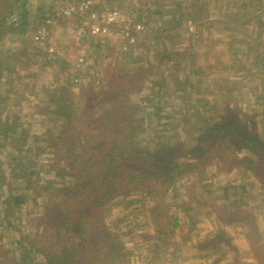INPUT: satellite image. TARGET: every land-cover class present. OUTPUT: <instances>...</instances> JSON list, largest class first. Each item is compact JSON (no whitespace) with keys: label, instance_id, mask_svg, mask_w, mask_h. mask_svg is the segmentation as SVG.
Masks as SVG:
<instances>
[{"label":"trees","instance_id":"1","mask_svg":"<svg viewBox=\"0 0 264 264\" xmlns=\"http://www.w3.org/2000/svg\"><path fill=\"white\" fill-rule=\"evenodd\" d=\"M160 1L165 0L155 3ZM191 1L193 5L187 3L183 10L177 9L171 28L187 32L183 27L191 21L199 30V35H193L196 41L206 27L240 32L242 37L231 40L230 46L247 42L246 54L253 55L255 71L243 72V78L258 81L252 89L255 105L251 109L232 105L237 84L228 81L229 75L214 98L196 96L188 75L202 83L209 68L217 71L236 66L226 62L195 65L191 53L194 46L190 44L183 55L182 50H167L171 53L165 54L157 67L147 57L140 60L121 51L124 64L115 72L105 73L98 86L82 84L78 93L72 91L75 80L80 82L77 74L73 81L67 78L65 84L43 88L37 111L40 132L21 125L17 117L0 121V147L5 149V164L12 173L10 179L0 162V215L7 221L6 233L18 234L0 246V264H130L132 252L125 238L135 234L129 228L131 223H125L128 215L111 223L108 219L114 207L133 198L151 203L149 222L155 231L148 244L155 252L178 230V213L189 214L187 221L196 224L200 222L197 215L203 212L207 219L216 218L246 230L253 251L264 264V244L260 245L264 239L254 215L256 210L264 212V40L247 30L256 24L260 35L264 34V0H234L231 6L218 9L219 15L213 20H209L208 0ZM252 9L255 13L250 14ZM161 17L158 12L153 16L157 22ZM21 19L24 25H8L7 17L1 16L0 39L17 31H35L47 17L32 27L25 16ZM102 42L98 39L97 45L102 46ZM155 68L159 79L154 80ZM170 72H182L186 77L172 86L168 82ZM144 91L149 95L142 105L138 97ZM43 156L48 158L47 164L39 163ZM210 168L217 171L211 177L237 170L247 172L259 190L248 196L254 205L241 203L245 185L242 192L235 186L222 189L226 201L230 199L229 189H233V196H239L226 209L216 210L211 199L201 201L199 186L212 192ZM34 177L46 192L42 211L28 219L32 231L25 233L18 213L27 201L36 202L28 192ZM186 178L193 183L181 193L178 184ZM21 182L23 188L14 186ZM183 195L185 199H181ZM200 243L218 256L214 264L223 260L225 248L231 245L221 229Z\"/></svg>","mask_w":264,"mask_h":264},{"label":"rangeland","instance_id":"2","mask_svg":"<svg viewBox=\"0 0 264 264\" xmlns=\"http://www.w3.org/2000/svg\"><path fill=\"white\" fill-rule=\"evenodd\" d=\"M15 0H0V17L4 16L7 17L8 22L7 24L13 23V22H19L21 19H19V12H23L21 10V6H14L12 9V12L10 13V8L12 7V3ZM20 3H22L24 0H19ZM22 1V2H21ZM94 2L95 6L99 10H119L124 13H127L131 15L134 20H144L147 22L149 27L147 28V34L143 36L140 41L136 43V45L132 46V48H129L128 50L124 51L122 49V41L117 42L118 40L114 41L113 37H110V41L105 42L102 44V46L97 45L98 40H93V43L89 42L88 45H86V57L87 61L83 63V66H80V70L77 69L74 70V68L67 69L64 67H60V70L62 73L59 75L55 71H58V64H55V67L49 68L47 74L44 77V79H51L53 78V73H56V78H58V82L55 84L59 86L60 84H65L67 82V78L73 81V76L76 74L79 76L80 82H75V85L72 87V91L75 93H78L81 85L86 83H94L93 85L100 84V81L103 79V75L107 72H115L117 67L124 64V60L122 59V56L120 55L121 51L130 53L131 55L137 56L140 60H143L144 57H147L150 64L152 66L157 67V62L161 60H165L164 55L168 53H175L179 50H182V55L184 51L191 47L190 45H193V49L191 50V53L194 54V64L195 65H215L217 63H227L229 66H236L235 69H223L218 68L217 71L214 69L206 70L204 73V77L202 79V83L199 81H196L198 77H190L191 80H193L196 90V96L198 97H206V98H214L217 94H220L222 90L219 89V86L224 85V80L226 79L227 75L229 77L227 78L228 81L236 85V90L234 91V97L235 102L232 105L237 104L242 109H251L252 106L255 105V96L252 93V89L256 87L258 81H249L243 78V72L249 74L252 73V70H254L253 64H251L253 60V55L250 56L246 54V47L247 42L241 41L240 43H235L233 46H230L231 40L239 41V37H242L241 33L236 31H227L226 28L222 29L221 31H217L214 28L206 27L204 29V34H202L199 41H196L197 36L193 37L194 32L187 33L184 30H181V28L173 29L171 28V18L172 16L178 11L177 9L182 8L187 5L188 3H193L191 0H165L164 2L155 3L156 0H91ZM209 3V14L212 18H216L219 15L218 9H224V7L231 6L235 3L234 0H208ZM17 2V0H16ZM15 2V3H16ZM60 0H31L28 8H26V16H27V22L32 27V23H35V25H39L41 23V20L43 18L48 17L49 10L51 9L50 6L58 5ZM155 3V4H154ZM24 3H22L23 5ZM58 7V6H56ZM264 8V4L261 6ZM56 9V8H54ZM8 12V13H7ZM155 12L161 14L162 17H164V20H159V22L155 21L153 16L155 15ZM250 14L255 13V9L250 10ZM22 16V15H21ZM166 20V22H165ZM261 20L264 21V18L261 17ZM62 21V20H61ZM137 21V22H140ZM254 21V20H252ZM43 22V21H42ZM257 22V21H254ZM60 23V21H58ZM64 23V22H63ZM143 23V22H141ZM57 24V23H56ZM65 24V23H64ZM144 24V23H143ZM190 24V23H189ZM145 25V24H144ZM71 26V25H69ZM146 26V25H145ZM190 26V25H189ZM62 29H67V26L60 27ZM184 28V27H183ZM189 29V28H188ZM193 29L195 30V25H193ZM221 28H219L220 30ZM248 32L259 37L260 40H264V34L260 35V28L256 24H251L247 28ZM224 34H220V33ZM65 40H63V46L68 45L70 40V35L66 33L65 34ZM160 38V39H157ZM57 40V38H55ZM112 42V44H110ZM62 43V42H61ZM150 44V45H149ZM190 44V45H189ZM119 45V46H118ZM149 45V46H148ZM254 46V44H252ZM82 47L84 45H81ZM167 50H171V52H168ZM166 53H165V52ZM181 55V56H182ZM235 55V57H234ZM41 56L39 55V59ZM81 58V57H80ZM234 58V60H233ZM180 58H178L179 60ZM238 59L237 61H235ZM41 66L45 65H52L51 62L41 60L40 61ZM175 63V62H174ZM234 63V64H233ZM172 64V62L170 63ZM54 65V64H53ZM157 68L154 69V80L159 79V76L156 74ZM67 70V71H66ZM44 71V70H43ZM74 71V72H73ZM211 71V72H210ZM77 72V73H76ZM172 73L171 77L168 79L169 84L172 86H177V83L179 81H182L185 79V75L181 73ZM169 74V73H166ZM54 79V78H53ZM56 81V80H55ZM226 80V82H228ZM49 82V81H48ZM198 87V88H197ZM176 90V89H174ZM149 92L144 91L141 93V95L138 97V99L141 102L142 105H145L144 101L145 98L148 97ZM225 102V101H224ZM263 109H264V103H263ZM168 109H170L168 107ZM248 113H253L251 110L248 111ZM26 115V114H25ZM25 119V125L28 127H31L32 131L37 133L40 132L41 126L40 121L35 120L34 118L24 117ZM148 134V133H147ZM6 158V157H5ZM48 158L46 156L41 157V161L39 162L42 164L44 161V164ZM3 161V166L5 169L7 168V175L11 179L12 173L9 171L8 166L5 164V159L0 158V162ZM4 170V169H2ZM217 171L215 168L209 169V177L212 185V192H208L204 189H201L199 186V190H197V195L199 196V199L201 201H209V199L213 200L210 202L216 210L219 209H226L225 207H230L229 202L238 200V197L233 196V189H229L231 195L230 199L226 201L224 199V193L223 188L224 187H231L235 186L238 189V192L241 191L242 185L247 186L245 193H241L242 201L241 203H248V207H252L254 205L251 204V199L248 197L249 195H255V193H258V188L256 183H252V179H249L248 173L241 170V171H235L229 175H225L223 173H217L216 176L211 177L215 175ZM38 178V177H37ZM36 178L34 177L32 184H30L28 192L30 195H32L36 202H31V200L27 201L26 205L22 208L20 211L19 216L23 219L24 227L22 228V231L25 233H29L32 231L33 226H28L27 223L29 222L28 219H30L32 216H35L37 213L42 211L43 208V202L45 197V190L39 188L40 186L36 183ZM193 183V179L186 178L181 183L178 184V188L180 189L181 193H186L187 187ZM24 183H19L17 185L18 189L23 188ZM43 192L44 196L41 194ZM240 196V200H241ZM262 198V197H261ZM185 199L184 195L183 198ZM239 200V201H240ZM262 202V199H260ZM141 200L139 198H133L131 199V202L128 204L121 203L120 205H117L112 209L111 217L108 219L109 223L112 221H116L119 219V217H123L125 215H128V219H126L125 223H131L129 225V228H133L132 232L135 234L134 236H128L125 238V244L128 249L131 250V261L130 264H205V261H200L193 259L192 256L195 255V253H198V256H204L206 253H213L210 251V248L206 245H202L200 247V242L205 239H207V236L209 233H207L209 230L212 229L211 225V219H207L206 216L203 215V212H199L200 214L197 215V218H200V222H197L196 230L192 231L190 228H184V232L189 231L187 234H185L184 237H181L179 234V230L175 232V235L169 238L168 242L163 245L162 249H159V251L153 250L152 247H150V244H148L149 236L153 235V226L151 225V222H149V217L151 216L148 214L151 208V203L148 202V200H145L140 202ZM134 202V203H133ZM39 205V206H38ZM197 207L196 209H199L200 206L195 205ZM247 208V207H246ZM149 210V211H148ZM228 211V209H227ZM256 210V214H257ZM2 210H0L1 214ZM146 213V214H145ZM188 214L186 217H189ZM190 218V217H189ZM188 219V218H187ZM257 220L259 221L260 225V232L264 234V212L263 214H258ZM186 221V220H185ZM195 223V222H193ZM7 224V221L4 219L3 215H0V233H3L4 235H0V246L1 245H7L11 242V240L17 236V233H14L12 231H9L6 233L5 225ZM126 227L125 229H127ZM240 231V229H239ZM237 231V232H239ZM236 232V233H237ZM20 235V234H19ZM242 234L238 235L235 240H231V245L227 246L225 249L228 250V253H233V250L236 249V251L239 252V250L243 253L246 250H248L246 246L243 243L244 239H241ZM230 237V236H228ZM263 237V236H262ZM194 238V239H193ZM178 239V240H177ZM192 239V241H191ZM264 239V237H263ZM175 241H180V243L184 242V248L185 251L181 252V254H178L176 256L174 254L177 252L175 247L172 243ZM197 243V248L195 250L191 249L192 243ZM196 243H194V246L196 247ZM264 244V240L260 241V245ZM237 246V247H236ZM240 246V247H239ZM233 247V248H232ZM152 250V251H151ZM199 251V252H198ZM247 256V255H246ZM231 257H233V254H231ZM245 255L242 256L244 258ZM247 261L244 264H255L251 262V256H247ZM202 260V259H201ZM215 261H211L207 264H213ZM223 264V263H221ZM225 264V263H224Z\"/></svg>","mask_w":264,"mask_h":264},{"label":"crops","instance_id":"3","mask_svg":"<svg viewBox=\"0 0 264 264\" xmlns=\"http://www.w3.org/2000/svg\"><path fill=\"white\" fill-rule=\"evenodd\" d=\"M15 2L16 0L13 1L12 3L13 5L9 10L10 13L12 12V9L15 5L18 7L21 6V10H23V12L18 13L19 19H21V15H22L25 16L26 17L25 20H27V16L25 13L27 12L26 8H28L31 0H24L23 2L21 1L22 3H24L23 5L22 3H20L19 0H17L16 3ZM60 4L61 3L59 2L58 5L50 6L51 9L49 10V14L47 18L52 17V12H54L55 10L54 8L58 9ZM185 4L187 3L185 2ZM193 4L194 2L190 3V5ZM213 19L215 18H212L210 15L209 20H213ZM159 20H164V17H161ZM58 21H60V23H58ZM58 21L56 22L57 24L55 23V25L51 29V34L47 41L48 47H53L55 49V54L53 55L48 52L47 47H39L33 42L32 34L34 31H32L31 29H29L25 33L23 32L21 33L20 31L16 30L17 32H14V34L1 37L0 39V121L10 117L12 118V120H14V118L17 117L19 123H21L22 125V124H26L24 119V117L26 116L29 118H34L35 120L39 121V115L37 111H38V104L40 103L42 97V89L49 88L52 86H57L55 84L58 82V78L57 79L55 78L57 77L56 73H58L59 75L62 73L60 67H64V68L67 67L68 69L70 64V68L72 66V68H74V70L77 71V69L80 70V66H83V64L79 62V59L80 57H86L85 55L87 52L86 50L87 46L82 47L75 41V34H76L75 28L77 25V21L73 19H60ZM137 21L140 20L138 19ZM140 22H143L146 25V27H149L147 22H145L144 20ZM16 23L17 24L22 23L24 25L25 21L21 19L19 22L17 21ZM193 25L194 24L191 23L190 21L187 23V25L184 28L187 30V33L194 32L197 35H199L198 28H196L195 26L196 29L194 30ZM62 26H67L68 28L62 29L60 28ZM66 33L71 34L70 35L71 42H69L68 45L63 46V42H64L63 40H65ZM55 38H57V40ZM113 40L116 41L118 40V38H113ZM108 41H110L109 38L103 40L102 44ZM116 42L118 44L119 41ZM110 44H112V42H110ZM39 55L41 56L40 59H39ZM41 60H45L46 62L49 61L51 62L52 65L44 64V66H41L43 65L40 63ZM56 63L58 64L59 70L55 71L56 73H53L54 79L53 78L51 79V77H49V79H44L43 76L47 74L48 67L53 68L55 67ZM7 121L9 123H12L11 120H7ZM4 123H6V121ZM5 155H6L5 149L3 150L0 147V158L4 157V159H6ZM258 214H259L258 212L257 214L256 213L254 214L256 218L258 217ZM177 215L179 218L178 230L181 237H184L185 234L189 232V231L184 232L185 227L190 228L192 231L196 230L197 228L196 225L187 221V217H186L187 215L183 213H178ZM215 219L216 218H211L212 229L207 232L209 233L208 238L211 237L213 233L219 231V229L224 230L226 232V235L230 236L228 237L230 239V242L231 240H235V238L238 235L242 234L241 239L242 240L244 239L243 243L244 245L246 244L244 246L245 250H246V246L248 248V250H246L243 253L240 250L239 252L236 251V249L233 250V253H228V250L225 249L226 253L223 257V260L218 264L221 263L244 264L247 261L248 258L247 256L249 255L251 256L250 259L252 263L260 264L258 255L253 251V246L249 242L246 230H244L240 225H228L227 223H221L218 220L216 221ZM261 235L264 237L263 233H261ZM194 243H192L191 246L192 250H195L197 248V243H196V247L194 246ZM174 244L176 245V250L178 254H181V252L185 251L184 248L186 249V247H184V242L180 243V241H175ZM231 254H233V257H231ZM198 255H199L198 253H195V255H193L192 258L200 261L207 260L205 264L218 259L217 258L218 256H216L213 253H206L203 257ZM243 255H245L244 258H242Z\"/></svg>","mask_w":264,"mask_h":264},{"label":"built area","instance_id":"4","mask_svg":"<svg viewBox=\"0 0 264 264\" xmlns=\"http://www.w3.org/2000/svg\"><path fill=\"white\" fill-rule=\"evenodd\" d=\"M53 16L47 18L32 34L33 42L40 47H47L50 54H55L53 47H48L47 41L51 29L60 19H73L77 21L75 41L79 45H88L98 39L118 38L122 41L124 51L136 45L140 39L148 35L146 26L119 10H99L91 0H61ZM191 25V24H190ZM86 58L81 57L83 64ZM75 82H79L75 80Z\"/></svg>","mask_w":264,"mask_h":264}]
</instances>
